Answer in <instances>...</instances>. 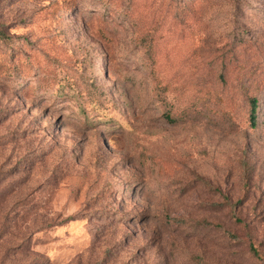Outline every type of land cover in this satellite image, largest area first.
Segmentation results:
<instances>
[{
	"label": "rangeland",
	"instance_id": "obj_1",
	"mask_svg": "<svg viewBox=\"0 0 264 264\" xmlns=\"http://www.w3.org/2000/svg\"><path fill=\"white\" fill-rule=\"evenodd\" d=\"M0 264H264V0H0Z\"/></svg>",
	"mask_w": 264,
	"mask_h": 264
},
{
	"label": "trees",
	"instance_id": "obj_2",
	"mask_svg": "<svg viewBox=\"0 0 264 264\" xmlns=\"http://www.w3.org/2000/svg\"><path fill=\"white\" fill-rule=\"evenodd\" d=\"M251 105H252V109H251V124L253 127L256 126L257 124V99L253 98L251 100Z\"/></svg>",
	"mask_w": 264,
	"mask_h": 264
}]
</instances>
